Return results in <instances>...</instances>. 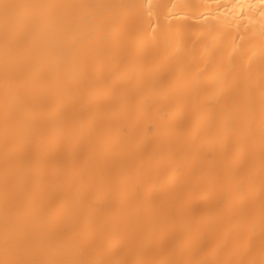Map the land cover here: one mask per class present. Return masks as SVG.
<instances>
[{
    "label": "bare ground",
    "instance_id": "bare-ground-1",
    "mask_svg": "<svg viewBox=\"0 0 264 264\" xmlns=\"http://www.w3.org/2000/svg\"><path fill=\"white\" fill-rule=\"evenodd\" d=\"M0 264H264V0H0Z\"/></svg>",
    "mask_w": 264,
    "mask_h": 264
}]
</instances>
